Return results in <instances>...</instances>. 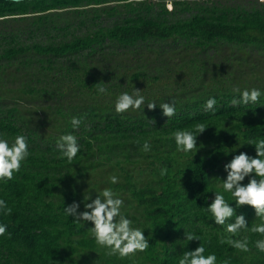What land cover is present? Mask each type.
<instances>
[{
  "label": "trees",
  "instance_id": "1",
  "mask_svg": "<svg viewBox=\"0 0 264 264\" xmlns=\"http://www.w3.org/2000/svg\"><path fill=\"white\" fill-rule=\"evenodd\" d=\"M109 3L112 6L102 12L114 16L120 5L122 18L103 28L97 23L99 14L93 11L88 16L85 8ZM149 5L143 0H0V23L10 24L9 30L0 31V79L5 76L13 81L21 70L23 76L16 105L0 104V134L9 143L17 135L26 136L30 152L14 179L0 182V199L12 209L11 215L0 213V225L7 226L0 236V264H178L185 251L200 245L205 255H216L217 264L225 260L228 264H264V252L255 247L264 236L244 230L235 237H248L250 251L246 253L221 244L224 227L216 225L206 211L214 192H223L224 165L241 152L256 158L255 146L247 141L264 139V95L259 104L234 107L230 103L239 99L234 88H258L264 93V79L237 83L232 72L234 68L254 69L256 63L246 65L245 58L239 61L235 55L216 61H187L188 75H179L181 67L187 66L183 64L169 79L180 93L174 91L170 96L153 90L158 75L149 76L143 69L130 70L129 66L100 70L93 65L95 57L111 64L119 53L135 54L136 61H141V52L127 47L137 40L165 36L156 23L140 17ZM204 11L217 19H195V26L187 29L198 30V44L206 45L218 35L227 43L238 44L240 55L253 51L264 59V3L254 4L249 12H232L237 16L230 20L224 12ZM68 12L72 19H79L75 25L63 18ZM22 33L32 42L23 43ZM118 47L127 51L116 52ZM29 53L34 55L23 57ZM17 56L21 59L14 62ZM9 67L14 68L13 74H7ZM257 79L262 85L256 86ZM97 83L109 94H99ZM133 87L157 107L149 110L145 104L143 111L117 114L116 98L123 92L131 94ZM209 98L217 101L215 114L205 111ZM172 100L176 115L167 119L159 105ZM35 102L44 105L35 107ZM74 116L83 118L78 129L70 123ZM196 123L207 126L197 136L198 151L194 155L177 152L172 133L193 130ZM69 133L80 145L72 164L56 149L58 138ZM145 141L152 146L148 152L142 150ZM161 168L167 169L166 175H160ZM112 176L118 183L110 182ZM249 178L241 183L246 185ZM105 188L123 196L121 211L133 221V227L143 230L150 244L146 252L125 259L108 257L92 237L91 222L82 225L65 215L64 207L73 202L80 205L78 211H84V197L95 199ZM224 195L236 208L231 194ZM241 214L249 228L261 222L250 206L236 208V215ZM189 232L200 240L187 242Z\"/></svg>",
  "mask_w": 264,
  "mask_h": 264
},
{
  "label": "clouds",
  "instance_id": "2",
  "mask_svg": "<svg viewBox=\"0 0 264 264\" xmlns=\"http://www.w3.org/2000/svg\"><path fill=\"white\" fill-rule=\"evenodd\" d=\"M131 3L132 0H123ZM137 3L142 0H136ZM264 2V0H262ZM169 11L173 10V4H167ZM97 92L107 95L108 89L101 83H97ZM234 93H239V99L233 98L230 103L232 106L259 104L260 97L264 95L258 88L233 89ZM147 105L149 110L157 107V104L146 102V98L141 94L140 89L133 87L131 94L129 92L121 93L115 100L114 109L117 114H123L132 111H143ZM217 101L215 98H209L204 105L205 111L216 113ZM162 109L163 116L167 119L176 115V103L172 100L170 103L159 105ZM83 118L72 117L71 125L73 129H78ZM154 124V121H150ZM207 129L204 123H196L193 130H177L172 133L175 141L176 151L185 154L198 151L197 136ZM5 134H0V182L7 183L14 179V174L21 170L23 162L30 155L27 137L24 135L15 136L13 142L4 138ZM248 145L255 146L256 158L241 152L235 155L230 162L224 165L227 177L222 182L223 192H214V199L206 208L211 213L214 222L218 226L224 227V233L221 234L219 242L227 244L241 252H249V239H237L239 234L248 230L252 233H258L264 236V139H249ZM151 144L145 141L142 150L148 152L151 150ZM56 149L62 158H66L69 164H72L80 151V145L77 137L71 133L61 135L56 142ZM167 174L166 168L160 169V175ZM246 177H250L246 185L241 182ZM256 177H260L257 179ZM112 184L118 183L116 176L110 177ZM224 193H230L235 201L236 208L241 206H250L255 217L261 221L259 224L248 227L244 215H236V208L230 206ZM91 201L86 202V201ZM84 211H78L80 205L77 202L64 207L66 216L72 217L78 223L91 222L93 227L90 228L92 237L97 246L105 249V255L108 257L117 256L120 259L131 258L137 253L146 252L150 244L144 236L143 230L133 227V221L127 218L121 211L124 208V201L117 197L111 188H105L100 195L92 199L90 195L84 197ZM0 213L11 215L12 209L7 202L0 199ZM235 217L234 222L230 220ZM6 225H0V236L6 233ZM185 240H200L195 233L185 234ZM255 247L259 252H264V239L257 240ZM204 246H198L194 251H185L179 258L178 264H217L215 254L205 255ZM228 264V261H223Z\"/></svg>",
  "mask_w": 264,
  "mask_h": 264
},
{
  "label": "rangeland",
  "instance_id": "3",
  "mask_svg": "<svg viewBox=\"0 0 264 264\" xmlns=\"http://www.w3.org/2000/svg\"><path fill=\"white\" fill-rule=\"evenodd\" d=\"M226 2V3H225ZM235 3L237 5L242 3V7L244 9H248V7L250 6L251 3L254 2V4L257 3H261L262 0H219V4H228V3ZM264 3V2H262ZM110 6H112V4H107L105 7H96V8H85L87 11V15L91 16L93 11H96L99 14V19L97 21L98 26L103 27V28H110L114 22L119 21L122 18V9L120 8V5H117V14H115L114 16H108L105 15L102 12L103 8L108 9ZM121 10V11H120ZM71 15L69 12L67 15L63 16V18L65 17V19H69L70 21L74 22L73 25H75L76 20L78 21L79 19H72ZM85 19V16H84ZM59 25H62L63 23L61 21L58 22ZM12 26L14 25V23L11 24ZM21 26V25H20ZM4 29L9 30L10 29V24L8 23H4L1 24L0 23V31H4ZM83 31H80V33H82ZM53 33V30H51V34ZM37 37V36H36ZM34 40H37L38 38H36ZM40 38V37H39ZM20 40L23 41V43H29L32 42L29 39H26V33H22V35L20 36ZM40 40V39H38ZM107 49V48H106ZM118 51H123L126 52L127 49L125 48H116V52ZM217 54L219 55V59L224 58V57H228V55H235L237 57V59H239V61L241 59L245 58V64L248 65L249 63H256V67L253 68H248V67H243V68H234L232 69V72H234V78L236 79V82L241 83V82H246L253 80L254 77L257 78H262L264 79V59L262 57H258L256 55L255 52L251 51V52H247L246 54H242L239 55V52L234 51L233 49H231L229 46H222L219 49H217ZM142 51L141 54V61H136V59H134V57H130V56H126V55H122L119 53L118 56L114 57V61L110 64L108 62H102V61H98V57H95L93 59V65H96L97 67H99L100 70H108V69H112L115 67H119L121 69L129 66L130 70H135V69H143V71L149 75V76H155L158 75L159 76V81L157 83L156 86H153V90H157V93H162L164 95L168 94V96H170L171 94L173 95L174 91L179 93L178 87H176V85L174 83H171V77L175 75L176 72H179L177 67L181 66L183 64L187 65V66H183L181 67V74L180 77L181 78H185L188 75V72L190 71V68L188 67L187 61L186 63H182V59L177 58L175 56H171V55H167L164 58V62H157L154 61L152 58V55L149 52H144ZM171 53V52H170ZM174 53V52H172ZM128 54V53H127ZM204 54V53H203ZM202 55L199 56L200 59L204 60L206 57H204ZM212 51L206 52L205 55L206 56H212ZM33 53H29L26 55H23V57L26 56H33ZM215 57H213L214 59ZM21 59V56H17L16 58H13V60H15L14 62L18 61ZM209 60V59H207ZM212 61V60H211ZM216 61V60H213ZM5 61H2V63H4ZM236 65V64H235ZM229 69V67H227ZM212 68H209V70ZM227 69V70H228ZM7 74H13L14 73V68L13 67H9L8 70L6 71ZM22 70L17 74L16 78H14L13 81H10L8 78L9 77H5V76H1L0 79V96L2 97L1 100V106L3 107H10V106H14L16 105V96L18 95L17 92V88L20 87V81L23 80V76L21 75ZM132 71H129L128 74H130ZM239 72V73H238ZM170 79V80H169ZM235 81V80H234ZM255 81V80H254ZM169 82V83H168ZM257 85H262L261 82L255 81L254 82ZM264 86V83H263ZM170 89L169 92H167V90ZM180 94V93H179ZM177 94H175L176 96ZM174 96V99H175ZM32 103V102H30ZM42 106L44 105V103L41 102H35L34 106ZM40 114V112H39ZM37 114V115H39ZM48 133V130H43V134ZM120 199H123V196H117ZM84 208V207H83Z\"/></svg>",
  "mask_w": 264,
  "mask_h": 264
},
{
  "label": "flooded vegetation",
  "instance_id": "4",
  "mask_svg": "<svg viewBox=\"0 0 264 264\" xmlns=\"http://www.w3.org/2000/svg\"><path fill=\"white\" fill-rule=\"evenodd\" d=\"M143 1H149L150 5L148 8L145 7L142 9L140 17L143 20L147 19L156 23L159 28L165 31V36H157L145 41L137 40L133 45H129L127 48H129L131 52L139 51L141 52V54L142 51L149 52L152 55L153 60L157 62H164V58L167 55L175 56L183 60L185 59L184 61H192L199 59V56L203 53V56L206 57V60H217L219 59L217 49L222 46H229L234 51H237L236 47L238 46V44L229 42L227 43L218 35L212 36V39L210 41L205 42L206 45H200L197 43V38L199 35L198 30L194 29V32H187V29H192L195 26L194 24H192L195 19H217V16H215L214 13L213 16L205 14V9H208L209 11L213 10L218 14L224 12L227 14L226 20H230L231 17L235 18L237 16L232 12H240L242 10L249 12L253 9L254 5V2L251 3L246 10L242 7V3L239 5L228 2V4H219V0ZM169 2L173 4L172 11H169L167 8V4ZM188 22L189 24H187ZM201 46H203V48ZM209 51H212V56L205 55V53ZM134 55L135 54L131 55L130 57H134V59H136V56ZM138 57H141V55H139ZM213 57L215 58L213 59Z\"/></svg>",
  "mask_w": 264,
  "mask_h": 264
},
{
  "label": "water",
  "instance_id": "5",
  "mask_svg": "<svg viewBox=\"0 0 264 264\" xmlns=\"http://www.w3.org/2000/svg\"><path fill=\"white\" fill-rule=\"evenodd\" d=\"M4 1H10V2H23V1H32V0H4Z\"/></svg>",
  "mask_w": 264,
  "mask_h": 264
}]
</instances>
